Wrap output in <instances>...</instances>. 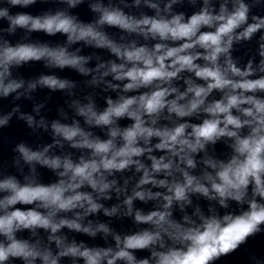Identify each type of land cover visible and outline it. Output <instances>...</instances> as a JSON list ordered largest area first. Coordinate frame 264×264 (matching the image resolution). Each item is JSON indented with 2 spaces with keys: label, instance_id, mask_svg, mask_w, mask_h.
<instances>
[{
  "label": "clouds",
  "instance_id": "9594fccd",
  "mask_svg": "<svg viewBox=\"0 0 264 264\" xmlns=\"http://www.w3.org/2000/svg\"><path fill=\"white\" fill-rule=\"evenodd\" d=\"M106 19L111 20V16L106 17ZM40 26V25H37ZM42 27L48 31H64V32H74L75 29L73 28L71 21L64 19L61 20L59 23H56L55 25L53 24L52 20L47 21ZM90 33L88 32H81V38L85 35H88ZM69 39H72V36H69ZM47 54L58 66H65V65H71L75 67L76 65L79 64L80 58L78 57H67L64 50L61 49L59 52L56 51H49L48 49H42L39 50L38 52L34 53H28L26 55H22L21 59H40L42 56ZM83 71V69H81ZM64 85L61 84L60 87H63ZM131 101H126L124 105L120 107H114L109 109L108 112L104 113L98 120V122H103L105 124L110 123V116H121L124 114L125 108L127 107L128 104H130ZM78 173H82L83 169H77ZM23 195V193H21ZM34 195H39V193H34ZM9 203L15 202L14 199H10L8 201ZM13 220H17L19 223L23 224L24 227H29L30 225H36L39 224L40 226L47 227L48 226V221L41 219V217L37 214H31L30 218H27L20 213H15L13 217H10L8 219H3L0 218V230H5L6 225L10 227L12 224ZM55 230V229H53ZM6 258V252L3 249H0V260H4Z\"/></svg>",
  "mask_w": 264,
  "mask_h": 264
},
{
  "label": "snow or ice",
  "instance_id": "6c2138e0",
  "mask_svg": "<svg viewBox=\"0 0 264 264\" xmlns=\"http://www.w3.org/2000/svg\"><path fill=\"white\" fill-rule=\"evenodd\" d=\"M212 130H213V129H212L211 127H209V128H207V129L205 130L204 134L206 135V134L210 133Z\"/></svg>",
  "mask_w": 264,
  "mask_h": 264
}]
</instances>
